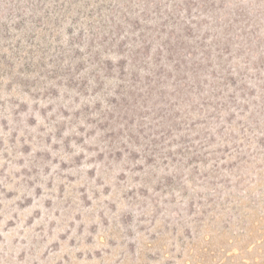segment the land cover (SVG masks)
Segmentation results:
<instances>
[{
  "label": "rangeland",
  "instance_id": "obj_1",
  "mask_svg": "<svg viewBox=\"0 0 264 264\" xmlns=\"http://www.w3.org/2000/svg\"><path fill=\"white\" fill-rule=\"evenodd\" d=\"M0 264H264V0H0Z\"/></svg>",
  "mask_w": 264,
  "mask_h": 264
}]
</instances>
